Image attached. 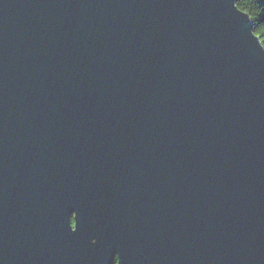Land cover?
<instances>
[{
  "label": "water",
  "instance_id": "1",
  "mask_svg": "<svg viewBox=\"0 0 264 264\" xmlns=\"http://www.w3.org/2000/svg\"><path fill=\"white\" fill-rule=\"evenodd\" d=\"M235 2L0 0V264H264Z\"/></svg>",
  "mask_w": 264,
  "mask_h": 264
},
{
  "label": "trees",
  "instance_id": "2",
  "mask_svg": "<svg viewBox=\"0 0 264 264\" xmlns=\"http://www.w3.org/2000/svg\"><path fill=\"white\" fill-rule=\"evenodd\" d=\"M235 5L249 16L252 32L264 48V5H259L255 0H236Z\"/></svg>",
  "mask_w": 264,
  "mask_h": 264
},
{
  "label": "flooded vegetation",
  "instance_id": "3",
  "mask_svg": "<svg viewBox=\"0 0 264 264\" xmlns=\"http://www.w3.org/2000/svg\"><path fill=\"white\" fill-rule=\"evenodd\" d=\"M116 264V263H115Z\"/></svg>",
  "mask_w": 264,
  "mask_h": 264
}]
</instances>
